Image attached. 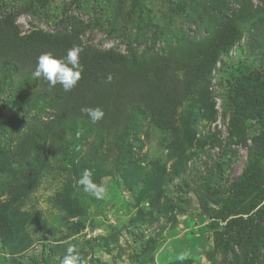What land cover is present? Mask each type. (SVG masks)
I'll return each mask as SVG.
<instances>
[{
	"label": "rangeland",
	"instance_id": "rangeland-1",
	"mask_svg": "<svg viewBox=\"0 0 264 264\" xmlns=\"http://www.w3.org/2000/svg\"><path fill=\"white\" fill-rule=\"evenodd\" d=\"M10 11L22 34L72 33L97 51L137 59L176 53L233 18L245 31L230 61L264 69V30L255 25L264 27L263 0H0V14ZM223 73L185 103L174 131L142 119L102 146L92 137L58 143L38 163L22 160L19 144L44 115L27 104L5 107L0 214L15 223L12 237L0 238V264H63L70 245L80 264H247L250 233L257 226L264 234V196L248 213L235 212L231 199L251 147L264 188V143L256 140L264 112L249 117L246 146L230 140ZM85 169L105 186L103 199L79 184Z\"/></svg>",
	"mask_w": 264,
	"mask_h": 264
},
{
	"label": "trees",
	"instance_id": "trees-1",
	"mask_svg": "<svg viewBox=\"0 0 264 264\" xmlns=\"http://www.w3.org/2000/svg\"><path fill=\"white\" fill-rule=\"evenodd\" d=\"M218 22L212 35L196 40L189 47L178 48L176 53L137 59L114 50L97 51L72 33L33 30L22 34L16 13L0 14V131L5 130L4 108L10 103L27 104L43 114L45 119L38 131L19 144L21 159L31 158L36 163L58 143L66 140L77 143L82 137H92L97 146H102L142 119H149L160 130L174 131L180 109L195 97L202 98L209 77L221 71L230 74L226 94V110L231 111L228 137L246 146L249 117L264 112V69L241 58L230 61V53L245 30L237 19L225 18ZM261 24H255L259 31L264 30ZM74 46L83 49L80 53L83 71L73 90L65 92L59 84L51 87L42 77L34 76L41 54L50 52L64 58ZM84 107L102 108L104 119L92 124L81 111ZM256 140L264 143V135ZM248 150V162L235 180V194L231 199L238 213H248L255 205L253 200L264 196L262 183L255 178L258 151L254 147ZM2 166L3 162L0 175L7 172ZM14 223L12 215L0 214V238L4 242L14 234ZM249 241L246 263L261 264L264 234H260L257 226L250 233Z\"/></svg>",
	"mask_w": 264,
	"mask_h": 264
},
{
	"label": "clouds",
	"instance_id": "clouds-1",
	"mask_svg": "<svg viewBox=\"0 0 264 264\" xmlns=\"http://www.w3.org/2000/svg\"><path fill=\"white\" fill-rule=\"evenodd\" d=\"M82 48L74 46L69 49L66 57L58 58L53 53H44L38 57L34 71L36 78H43L51 87L61 85L65 92L73 90L82 78L83 66L80 63V53ZM112 77H108L110 83ZM92 124L103 120L105 112L102 108L84 107L81 109ZM93 173L89 169L83 171L79 184L83 186L85 192L90 193L96 199H103L106 196V188L102 184H97L92 179ZM81 256L75 245L67 248V254L63 258V264H80Z\"/></svg>",
	"mask_w": 264,
	"mask_h": 264
}]
</instances>
